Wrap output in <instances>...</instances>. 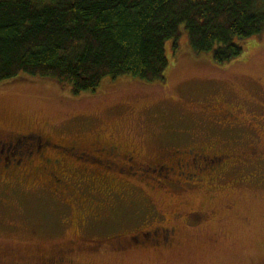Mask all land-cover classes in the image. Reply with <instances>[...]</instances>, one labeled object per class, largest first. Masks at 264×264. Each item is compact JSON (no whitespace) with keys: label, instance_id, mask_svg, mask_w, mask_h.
I'll return each mask as SVG.
<instances>
[{"label":"rangeland","instance_id":"rangeland-1","mask_svg":"<svg viewBox=\"0 0 264 264\" xmlns=\"http://www.w3.org/2000/svg\"><path fill=\"white\" fill-rule=\"evenodd\" d=\"M184 51L172 59L173 47L166 44V55L172 60L163 83L125 78L77 95L50 80L1 85L0 130H32L53 140L77 139L85 144L123 142L142 151L143 160L178 142L179 136L201 144L237 142L238 148L262 142L264 30L225 65ZM213 101L240 108L238 114L248 128L240 133L215 128L199 105ZM216 177L201 181L198 189L144 195L155 214L164 217L163 223L177 228L178 246L170 252L146 250L119 256L106 248L89 253L85 240L102 241L111 231L120 230L116 210L121 212L119 219L136 225L140 204L127 202L115 209L96 185L75 186L78 190L69 186L55 197L49 186L38 188L40 180L26 177L21 186L0 180V256L17 254L25 264H40L43 256L83 236L81 250L71 257L74 264H264V166L246 163L229 169L220 180ZM79 194V203L91 199L98 205L95 217L85 221L87 233L82 234L81 206L73 200ZM142 205L141 228L161 223L155 215L146 221L151 208ZM192 212L200 215L196 221H189Z\"/></svg>","mask_w":264,"mask_h":264},{"label":"trees","instance_id":"trees-1","mask_svg":"<svg viewBox=\"0 0 264 264\" xmlns=\"http://www.w3.org/2000/svg\"><path fill=\"white\" fill-rule=\"evenodd\" d=\"M263 30L264 0H0V86L163 83L180 50L225 65Z\"/></svg>","mask_w":264,"mask_h":264},{"label":"flooded vegetation","instance_id":"flooded-vegetation-1","mask_svg":"<svg viewBox=\"0 0 264 264\" xmlns=\"http://www.w3.org/2000/svg\"><path fill=\"white\" fill-rule=\"evenodd\" d=\"M199 105L206 110V116L211 118L210 122L215 124V128L237 133L248 128V124L238 114L240 108L234 110L230 105L224 106L214 101ZM259 122L264 133V123L262 120ZM183 137L179 136L178 142H170L162 151L143 160L142 151L140 153V150L123 142L94 140L85 144L77 139L53 140L50 136L32 130H0V180L14 186L23 185L26 177L40 180L38 188L49 186L55 197L61 194V189L67 191L69 186L80 188L83 184L96 185L100 195H104L105 202H114L113 208L120 205L124 208L127 202L138 203L140 207L135 214L138 223L133 226H130L129 219H119L121 212L116 210L120 230L111 231L102 241L85 240L91 250L89 253H98L103 248L113 256L141 254V251L146 250L152 253L170 252L178 246V230L173 225L163 223L164 217L155 214L153 206L146 204L149 201L144 195H171L198 189L201 181L214 175L220 180L229 169L246 163L264 166V134L262 142L258 140V143L253 142L244 148H238L239 144L234 145L237 142L222 141L220 144L207 141L201 144L193 139L184 140ZM91 189L94 190V187ZM80 195L73 200L85 213L80 212L82 234L87 233L89 224L85 221L95 217L98 205L91 199H83L86 203H79ZM141 203L151 208L145 220L149 221L155 215L161 218L157 220H161V223L141 228ZM87 204L92 209L88 210ZM188 214L189 221H196L200 217L197 212ZM80 239L43 256L40 264H74L71 257L76 250H81L85 238L81 236ZM16 255L3 254L0 264H25L26 260Z\"/></svg>","mask_w":264,"mask_h":264}]
</instances>
